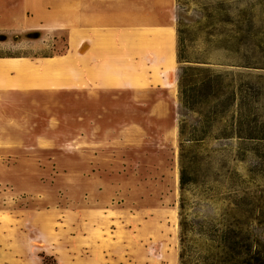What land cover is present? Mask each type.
Segmentation results:
<instances>
[{
    "label": "rangeland",
    "instance_id": "obj_1",
    "mask_svg": "<svg viewBox=\"0 0 264 264\" xmlns=\"http://www.w3.org/2000/svg\"><path fill=\"white\" fill-rule=\"evenodd\" d=\"M132 26L174 27L176 63L80 86V54L109 29L124 48ZM240 28L245 43L210 47ZM204 49L253 101L260 136H183L187 154L203 179L249 188L264 219V0H0V264H180L178 75ZM48 62L64 73L27 80Z\"/></svg>",
    "mask_w": 264,
    "mask_h": 264
},
{
    "label": "trees",
    "instance_id": "obj_2",
    "mask_svg": "<svg viewBox=\"0 0 264 264\" xmlns=\"http://www.w3.org/2000/svg\"><path fill=\"white\" fill-rule=\"evenodd\" d=\"M246 32L240 28L234 36L225 29L215 31L211 35L216 40L210 47L217 43V48L228 51L224 45L228 37L242 44L247 40ZM177 33L178 61L184 64L190 60L186 56L187 37L181 15ZM201 55L194 61L196 65L182 66L178 75L182 137L180 264H264V219L258 217L250 189L211 177L203 179L187 154L183 136H235L246 142H255L260 136L254 126L253 101L243 102V86L230 78L233 73L212 67L210 50L204 49ZM239 66L255 67L249 62ZM244 105L250 108V114L243 112Z\"/></svg>",
    "mask_w": 264,
    "mask_h": 264
},
{
    "label": "crops",
    "instance_id": "obj_3",
    "mask_svg": "<svg viewBox=\"0 0 264 264\" xmlns=\"http://www.w3.org/2000/svg\"><path fill=\"white\" fill-rule=\"evenodd\" d=\"M84 6L87 7L86 4ZM105 34L106 36H103L100 42L96 40L97 42L91 46L90 52L85 51L79 56L78 69L74 70H78L80 86L86 88L88 84L100 82L104 84V87L112 90L116 74L134 79L137 73L145 78L150 74L151 64L154 63L161 68L163 65L171 66L177 61V34L172 26H145L137 29L134 26L127 27L124 48L115 46L112 29L107 30ZM135 50L142 54L138 64L134 62L136 60ZM54 65L55 63L48 62L47 69L42 71L41 78L38 73L31 72L27 80L32 78L31 81L38 86L39 79H42V83L47 82L54 77L56 70L64 73V67L62 68L59 63V66ZM7 68L8 64L4 65V61L0 60V73Z\"/></svg>",
    "mask_w": 264,
    "mask_h": 264
}]
</instances>
